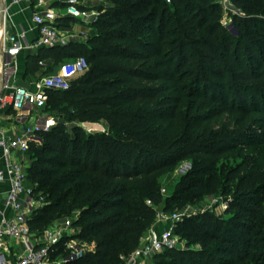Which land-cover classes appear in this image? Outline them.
I'll return each instance as SVG.
<instances>
[{
  "label": "trees",
  "instance_id": "16d2710c",
  "mask_svg": "<svg viewBox=\"0 0 264 264\" xmlns=\"http://www.w3.org/2000/svg\"><path fill=\"white\" fill-rule=\"evenodd\" d=\"M108 1L86 41L41 47L24 69L49 75L80 56L89 64L68 90L48 92L43 111L57 124L37 132L28 152V186L47 202L31 216V230L71 218L79 238L97 244L72 264H125L154 227L156 208L165 203L172 214L182 205L180 192L164 198L159 188L176 163L192 161L202 179L237 149L264 145V0H231L245 10L234 20L237 35L223 25L219 0ZM102 121L117 134L86 135L80 125ZM247 173L244 165L232 172L248 217L234 239L242 233L264 262V210L247 195L263 174ZM203 223L217 226L213 217ZM209 238L198 251L156 254V263L171 264L175 254L182 264H244L237 248L211 251Z\"/></svg>",
  "mask_w": 264,
  "mask_h": 264
},
{
  "label": "built area",
  "instance_id": "2783aa9c",
  "mask_svg": "<svg viewBox=\"0 0 264 264\" xmlns=\"http://www.w3.org/2000/svg\"><path fill=\"white\" fill-rule=\"evenodd\" d=\"M49 0H10L11 4H26L32 11V21L38 30V37L30 40L25 32L17 35L2 34L1 51L4 55L2 69V90L8 91L10 101L0 95V111L6 107L20 112L36 106L45 110L49 101L50 90H68L72 79L83 75L89 64L85 57L71 59L62 65L60 72L49 74L37 80L32 89L15 84L19 73L17 56L23 51H36L41 47H53L71 41H82L80 35L64 30L61 21L72 18L85 24H94L100 15L87 10L84 4L69 3L65 10L48 4ZM100 2L103 0H92ZM170 1V0H168ZM224 9H230L231 0H219ZM9 15V6L0 9V15ZM9 42V44H8ZM57 124L53 116H47L37 123L34 129L27 128L23 136L9 137L2 126L0 113V184H8V190L0 203V264H72L82 260L97 250L95 242L79 238V230L73 225V219L67 218L38 234L31 230L29 220L40 208L46 206L44 196L33 194L28 186V164L13 155L19 151L27 155L30 142L39 131H49ZM148 204L151 205L149 201ZM11 211V215L7 213ZM181 215L178 213H157L156 224L144 234L138 248L124 257L125 264H144L151 257L167 249L177 247L175 236ZM16 250V254L13 250ZM56 254V255H55ZM53 255L56 256L52 259ZM14 256L13 262L9 257Z\"/></svg>",
  "mask_w": 264,
  "mask_h": 264
},
{
  "label": "rangeland",
  "instance_id": "374dc122",
  "mask_svg": "<svg viewBox=\"0 0 264 264\" xmlns=\"http://www.w3.org/2000/svg\"><path fill=\"white\" fill-rule=\"evenodd\" d=\"M79 1H86L87 10L98 14L110 4L108 0L100 2L92 0ZM250 6L252 7V4ZM56 7L64 8L62 5ZM244 11V9H236L233 6L227 10L223 8L222 23L235 35H237L234 26L235 17L243 15ZM93 26L94 24L92 23L85 24L75 20L71 31L80 35L79 38L82 41H86L89 36L95 33ZM77 77L79 76L74 77L72 81ZM19 84L21 85L20 82ZM53 114L54 116H58V112ZM36 125L35 123H31L30 126L34 129ZM80 125L86 135L106 132L117 134V131L111 129L108 123L104 121L82 123ZM69 129H71V125H69ZM262 163H264V145L253 147L247 153H243L240 149H237L234 153H230L221 159L216 167L202 179L197 178L198 170L192 161L178 162L171 170L165 173L159 180L160 192L164 198L175 196L177 192H180L179 199L182 201L181 206L175 205L174 212L172 213L181 215V221L178 222L175 232V236L178 238L175 249L184 251L201 250L202 242H205L210 237L209 249L211 251L229 246L237 248V252L243 256L244 264H264L258 257V250L252 247L251 243L241 236L242 233L238 241L234 239L235 233L244 232L240 224H243L242 222L248 217L244 215L242 210L244 203L240 199L241 195L236 190L240 180L232 177V172L241 165L248 168L246 175L250 180L256 178V172L263 174V180L252 191L248 192L247 195L252 198L254 206L264 210V168L260 169ZM165 205L163 203L156 208L158 214L164 213ZM79 215V212L76 211L72 217L76 219ZM205 216L215 219V222H217L216 228H209L203 223ZM154 227L162 228L161 225H157L156 223ZM163 252L167 251L164 250ZM154 257H151L144 264H157ZM167 260L171 264H182L185 262L183 257L175 254H170Z\"/></svg>",
  "mask_w": 264,
  "mask_h": 264
},
{
  "label": "crops",
  "instance_id": "0c3cea01",
  "mask_svg": "<svg viewBox=\"0 0 264 264\" xmlns=\"http://www.w3.org/2000/svg\"><path fill=\"white\" fill-rule=\"evenodd\" d=\"M69 3L73 4H84L85 6H80L82 8L87 7L86 1L81 2L79 0H49L48 4L49 6L56 7V6H64V8H57L61 10H65L66 7L69 5ZM9 6V15L2 16L0 15V31H2V34L4 31L7 35H17L22 32H25L27 34V37L30 40H34L38 37V30L36 26L34 25L32 21V11L26 4H14L12 5L10 0H0V9H2L3 6ZM74 19L72 18H66L62 20L61 27L64 30H72V27L74 25ZM9 44V42H8ZM1 45V39H0V48ZM36 51H23L20 55L17 56V61L19 64V73L16 76L15 84L18 86H24L26 88L32 89L34 83L41 79L42 77L46 76L47 73H44L43 71L40 72L38 75H29L25 76V62L26 58L29 54L34 53ZM4 55L1 51L0 56V95H4L6 98V101L9 102L10 98L8 96V91L2 90V69L4 64ZM69 61V60H67ZM66 60L60 63L59 65H56L53 67L52 72L50 74L58 73L60 72L62 65L67 62ZM21 83V85L19 84ZM1 118H2V126L4 127L7 135L9 137H15V136H23L25 133L22 131V127H25V130L27 128H31V123H39L44 121V119L49 116V113L44 112L40 109H38L36 106L28 107L27 109L15 112L14 110L10 109L9 107H6L0 111ZM40 137L37 135L34 137L32 141H39ZM13 155L15 158H18L20 161H24V163H27L29 166V158L28 154L24 155L19 151H14ZM3 165L2 160L0 161V166ZM8 190V184L2 183L0 184V203L2 201V198L5 195V192ZM7 213L11 215V211L7 210ZM13 253L16 254V250H13ZM15 259L14 256L9 257V261L13 262Z\"/></svg>",
  "mask_w": 264,
  "mask_h": 264
},
{
  "label": "water",
  "instance_id": "95a60500",
  "mask_svg": "<svg viewBox=\"0 0 264 264\" xmlns=\"http://www.w3.org/2000/svg\"><path fill=\"white\" fill-rule=\"evenodd\" d=\"M2 9H4V6L2 7ZM2 16H3V14H2ZM0 39H1V31H0ZM0 56H1V48H0ZM22 131H23V133H25V127L23 126L22 127Z\"/></svg>",
  "mask_w": 264,
  "mask_h": 264
}]
</instances>
